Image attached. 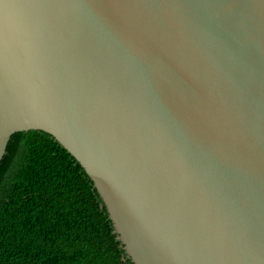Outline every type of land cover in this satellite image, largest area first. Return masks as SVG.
<instances>
[{
	"label": "water",
	"instance_id": "obj_1",
	"mask_svg": "<svg viewBox=\"0 0 264 264\" xmlns=\"http://www.w3.org/2000/svg\"><path fill=\"white\" fill-rule=\"evenodd\" d=\"M29 130L132 264H264V0H0V162Z\"/></svg>",
	"mask_w": 264,
	"mask_h": 264
},
{
	"label": "trees",
	"instance_id": "obj_2",
	"mask_svg": "<svg viewBox=\"0 0 264 264\" xmlns=\"http://www.w3.org/2000/svg\"><path fill=\"white\" fill-rule=\"evenodd\" d=\"M93 183L50 134L14 133L0 162V264H132Z\"/></svg>",
	"mask_w": 264,
	"mask_h": 264
}]
</instances>
